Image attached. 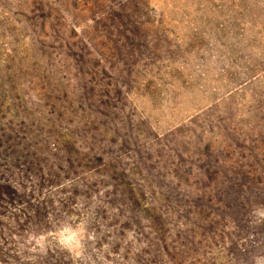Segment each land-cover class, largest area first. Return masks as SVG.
Segmentation results:
<instances>
[{"label": "rangeland", "instance_id": "1", "mask_svg": "<svg viewBox=\"0 0 264 264\" xmlns=\"http://www.w3.org/2000/svg\"><path fill=\"white\" fill-rule=\"evenodd\" d=\"M0 264H264V0H0Z\"/></svg>", "mask_w": 264, "mask_h": 264}]
</instances>
